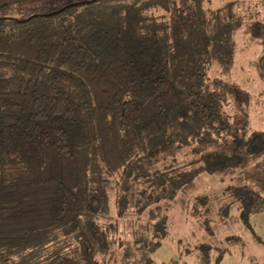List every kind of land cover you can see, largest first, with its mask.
<instances>
[{
	"label": "trees",
	"instance_id": "16d2710c",
	"mask_svg": "<svg viewBox=\"0 0 264 264\" xmlns=\"http://www.w3.org/2000/svg\"><path fill=\"white\" fill-rule=\"evenodd\" d=\"M33 1L0 0V264H116L123 200L142 194L157 235L167 205L153 193L171 171L175 186L229 177L245 188L246 210L264 213L251 96L211 74L234 62L231 1L75 0L8 14ZM245 32L262 46L264 98V21ZM178 141L183 160L173 146L157 150Z\"/></svg>",
	"mask_w": 264,
	"mask_h": 264
},
{
	"label": "rangeland",
	"instance_id": "374dc122",
	"mask_svg": "<svg viewBox=\"0 0 264 264\" xmlns=\"http://www.w3.org/2000/svg\"><path fill=\"white\" fill-rule=\"evenodd\" d=\"M73 1L35 0L18 4L8 14L17 18L33 13H49ZM230 1L233 3L230 18L241 23L233 33L234 62L226 69L220 68L217 63L212 64L211 74L238 84L248 92L252 99L250 127L264 131L263 85L256 66L262 46L257 38L245 32L251 20L264 21V2L204 0L203 5L208 10H215ZM171 146L175 149L176 161L187 156L188 145L183 141L170 145L163 143L156 149L167 150ZM168 174L172 183L166 181L153 193L155 198L167 205L165 227L161 228L164 223L160 225L163 232L159 230L155 235L153 226L146 224L142 194L123 200L126 212L118 222L116 233L117 244L121 245L118 248L113 246L115 252L110 253L111 257H116V264H264V213L246 210L244 187L236 186L229 177L222 178L218 173H203L175 186L173 183L179 175L175 174L172 179V171ZM110 194L113 199V192ZM197 196L202 199L193 205L190 201ZM183 200H189L190 204L183 207ZM126 220L130 225L126 226ZM13 229L4 232L9 233ZM95 257L100 259L101 255L96 254Z\"/></svg>",
	"mask_w": 264,
	"mask_h": 264
}]
</instances>
